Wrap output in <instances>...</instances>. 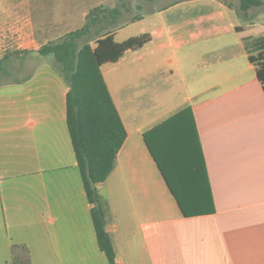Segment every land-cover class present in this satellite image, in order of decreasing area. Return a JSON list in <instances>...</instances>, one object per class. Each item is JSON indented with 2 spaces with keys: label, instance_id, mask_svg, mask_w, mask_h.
Returning a JSON list of instances; mask_svg holds the SVG:
<instances>
[{
  "label": "crops",
  "instance_id": "0c3cea01",
  "mask_svg": "<svg viewBox=\"0 0 264 264\" xmlns=\"http://www.w3.org/2000/svg\"><path fill=\"white\" fill-rule=\"evenodd\" d=\"M107 2L44 1L36 19L81 28ZM211 2L123 40L111 32L123 49L100 67L127 138L97 188L118 264H264V87L245 45L264 27ZM42 39L25 40L36 52ZM10 70L0 84L21 99L20 113L0 114V264H111L67 124V80L44 61Z\"/></svg>",
  "mask_w": 264,
  "mask_h": 264
},
{
  "label": "trees",
  "instance_id": "16d2710c",
  "mask_svg": "<svg viewBox=\"0 0 264 264\" xmlns=\"http://www.w3.org/2000/svg\"><path fill=\"white\" fill-rule=\"evenodd\" d=\"M240 1L243 12L261 4L260 0ZM122 14L118 7L97 6L89 12L83 27L36 51L43 56L53 55L69 84L67 124L87 196L94 204L92 216L98 242L111 264L118 263L112 238L107 231L108 208L97 184L105 181L114 170L118 152L127 138V130L100 66L104 60L122 52L123 48L111 34L114 29L110 30L123 25H119ZM92 33L96 37L81 44L80 40ZM93 40L96 46L91 44ZM245 45L249 51H258L256 55L251 54L250 59L257 65L258 77L264 87V36L247 40ZM3 71L4 59H0V76ZM171 189L184 209L181 197L173 187Z\"/></svg>",
  "mask_w": 264,
  "mask_h": 264
},
{
  "label": "rangeland",
  "instance_id": "374dc122",
  "mask_svg": "<svg viewBox=\"0 0 264 264\" xmlns=\"http://www.w3.org/2000/svg\"><path fill=\"white\" fill-rule=\"evenodd\" d=\"M36 1L0 0V59H4L7 67L12 68L10 71L16 72L13 76L19 72L21 65H32L34 67L36 62L39 61H44L46 65L57 67V69L61 70L60 64L53 55L43 56L35 52V50H30L28 48L30 45L26 43L25 39L32 40L38 34L39 37H43V43H38L45 45L46 42L60 41L68 32L80 28L78 23L64 26L41 25L39 22L45 21L36 19L37 16H48L47 13L50 12V10H43L41 8L43 6L42 2L47 1V4L50 6V1H60L59 4L62 5L66 0H38L40 3ZM223 1L233 8L240 18H236V22L264 27V0H260V5L252 6L247 12L241 11L240 0ZM211 4V0H108V8L117 5L123 11L122 16L119 18V25H123L116 28L111 27L110 30H115L118 27L122 29L117 34V39L123 40L128 34L158 29L163 21L169 22L180 17L182 14L195 16L201 13L203 9L207 11V7L211 6ZM77 5L81 7V3ZM36 6L40 8L35 9ZM75 11H77V16L88 12L87 9H76ZM60 12L64 11L61 10ZM142 18L144 19L143 21H136ZM130 23L134 24L130 25ZM95 37L96 35L92 33L81 39L80 42L83 44ZM91 44L95 46L96 43L93 40ZM17 52L20 54H15ZM21 53L23 54L21 55ZM116 62L115 64H120L121 72L123 73L126 62H123L121 57ZM61 75H63L62 71ZM11 78L10 74L2 75L0 83L7 82ZM129 84L131 83L129 82ZM16 89V87L10 88L0 84V114L20 113L21 90Z\"/></svg>",
  "mask_w": 264,
  "mask_h": 264
}]
</instances>
